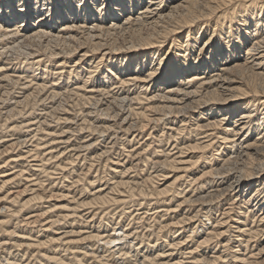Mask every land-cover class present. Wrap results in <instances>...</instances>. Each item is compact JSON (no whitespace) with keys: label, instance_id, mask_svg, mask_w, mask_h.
<instances>
[{"label":"bare ground","instance_id":"obj_1","mask_svg":"<svg viewBox=\"0 0 264 264\" xmlns=\"http://www.w3.org/2000/svg\"><path fill=\"white\" fill-rule=\"evenodd\" d=\"M94 8H96V9H94ZM143 9H145V10H143ZM137 10H138L139 14L142 15V17L139 15V17H141L142 20L139 18L135 25H140L139 27H141V23L145 19V21L149 22V25H150L149 26L150 28L147 29V32H144L143 30H145V29H142V28L136 27L137 29H132L131 39H127L128 40L127 44L130 46V48L128 49L129 51L126 54L122 55L123 56L122 58H119L118 56H117L118 58L117 57L112 58L111 56H108L111 53H108V55H106L105 53L104 54L102 53L103 54V56H101L102 59H100V61H98V63L97 62H94V63L96 64V67L102 64L103 70H104L103 74H105L107 72V74L104 77V78H106V80L113 76V77H116L117 80L121 81V84H125L126 82H130V83L131 82H137V83L140 82V84H142V85H147V87H145V90H146V92H147V90H150L149 93H143V95L140 93L141 96L138 95L135 98L138 103L145 104L146 109L139 111L136 108H132V109L130 108L131 109L130 111L127 110L128 112L132 113V116L135 115V116H137V118H140L143 127H145L144 130L147 127H152V131H154L156 128L155 126L156 125L159 126L161 124V120H163V119H159L160 117L157 116L156 114L155 115L158 118L152 117V115L149 112L155 110L156 112L160 113V111H162V113H164L166 115L168 113L171 114L173 111L175 112V108L168 106V103H170V102H167V101H170L173 97L174 98L176 97V99H177V98H179L178 95H180L182 93H183V96L181 95V97H186L189 94H197V91L201 88H207L208 91H209V89L213 88V90H210L204 96L200 95L201 96V97H199L200 99L194 103L190 102V104H187L186 106L176 108L178 112L180 110H183L184 108L185 109L190 108L194 111L197 109L196 115L195 116L192 115V117L190 118V121H192L193 124L187 125V124H189L187 122V123H184V124L178 126L175 123L176 125L171 128V130L174 131V133L176 135H178V137L172 136V138L174 139V149L173 150H176V152H172V151L167 152L165 149H162L161 151H159L158 154L155 153L154 155H152V157L147 156L148 157L147 158L146 155H148L152 149L151 148L152 145H147L148 149H145L144 153H143V155L145 157L144 156L141 157V153H137V151L131 149L132 151H127L124 159L119 158L120 160H118V162L106 161L105 165L107 167H112L113 174L115 175V177L112 176L113 177L112 179L114 180V182H112L110 184V186L108 187L109 192H104L105 190L102 188L101 189H98V187L95 188V182H93V180L89 181V182L87 181L89 178V177H87L89 172L92 171L93 167L96 164L95 162L93 163L92 161H87V159H84V160H86L88 163H90V164H88V165H90V167L88 168V174H84V177H79V179L75 182L73 181L74 182L73 186L66 189V191H63V192L61 191L62 193L61 192L58 193V191H57L54 193L53 190H51V188H49V189H46L47 187L43 188L42 185L44 183L42 185L38 184L39 190L42 189V191H43V196H44L43 200H46V203H50L52 201L58 202V201L66 200L69 202V204L74 205L72 208V215L71 216L65 215V213H63L64 215L61 214V215L55 216V214H54L55 211L56 212L57 211L58 212L65 211L67 209L66 207L69 206V205L57 206V204H59V205L61 204V203H57V202L54 205H51V204L48 205L49 206V207H47L48 209L44 208L45 210L41 209L42 212L35 213V215L30 217V219L34 220L33 224H36V222H38L39 220L41 221V219L46 218L48 220L49 218H51L50 222H48V224L46 226V230L43 229V230H45V232L48 235L44 236V237H46L44 239L38 238L36 240H31L32 242L30 244L29 243L26 244L24 242H23V244H20L21 245L20 248H22V249H23V247L24 248L25 247L26 248H28V247L32 248L33 247V248H37L38 250L39 249L47 250L49 248H53L54 246H55L54 249H57L56 247L62 248V246H64L65 248L73 250L72 253H73L74 258H73V260H70L69 262H67L61 258H58V256L55 254H53V256H50V257L47 256L48 254L42 255L45 259L52 261V262L54 261V263L57 262L58 264H113L112 260H110L108 258L105 259L104 256H103L104 259H101L99 257L100 252H99V255L97 256L96 254H98V253H96V251L94 253H91V252H89V250H87V248L85 246L82 247V245H84L85 243H92V241L93 242L104 241L103 243H105V245L107 246V248H106L107 253L111 252L110 250L115 248L114 251L112 250L111 254H109V256L106 255V257H111L112 259L114 258V260H115V258H116L115 256L118 255L120 257V259H123L122 261H124V264H138L139 262H137V260L135 258L136 256H134V258H135L134 260H131V257L129 256L130 255L129 251L127 250L128 251L127 252L126 250H124L122 248L123 245H125L124 243H130V239L134 238L135 233L133 234V233L129 232L128 234H125L126 231H124L125 235L122 236V234L120 232L119 234H121V237H122V238H120V237H118V235H116L117 232L115 233V230H113L114 231L113 233H115V234H113V233L110 234V233H108L109 231H107L105 233L102 232V230L99 231L101 229L100 228L99 230L96 231V233L90 231V234L88 236L85 234L86 237H82L83 236L82 234H84V232H82V230L80 228H79L80 230H78V231H75L74 229L70 230V231H66L65 229L72 227L71 222L77 223L78 222L77 218H79V219L83 218L86 221L85 218L89 219V217L93 218L94 215L96 216V213H92V211H90L96 207L100 208L101 206L104 207V205H108V204L112 205V204H117V203H122V202L125 203V201H123L121 199V197H123V195H125V197H127V195H128V197H131V198L139 195L141 197H145L147 200H148V198H152V197H156V198L162 197L163 198V197H168V196H174V198H175L176 197L175 194H177V192H178L177 186L175 187V185L179 184L180 181H182L185 178L184 175H187V174L191 175V176H188L191 178L190 179L191 182H195V183H198L200 185V190L198 188V190L200 192L197 191L199 193L195 194L194 196L191 193L185 194V195L181 194L183 196V200H182L183 202L180 203L179 205H177L175 212H178V210L181 207L186 206V204L189 201H191L193 199V197H195L198 194H200V197H198L200 199L198 201H200V200L208 201L207 206L209 204H214L212 202L214 200L216 201V199H219L220 196H217L215 194V190L212 189V187H213L212 184L218 179L225 180V183H223V185H226V184L227 185L222 190L227 191L229 193L228 194L229 199H226V201H223L221 199L217 200L218 201L217 202L218 207L215 210H218V208H220L219 211L222 210V214L219 216V217H221V219L219 217L215 218V213L211 212L212 214L209 213L207 215L205 213L206 218L203 221L197 219L199 221L198 222V221H196V219L194 220L195 222H198L199 225L196 224L197 227L192 229V233L200 234V232H204L205 236L204 237L202 236L204 238L202 240L203 242L200 241V243H198V244L194 243L195 245H197L196 247H194V249L192 248V249H190V251H188V249H187L188 252L185 251L186 254H188L189 256H194L196 253H199L198 248H201L202 246L208 245V244L212 243V241H214V240L218 241L219 239H221V238L223 239L224 237H226L225 234L228 231L225 228L227 226L230 227L231 229L237 228L235 230H238L237 234H239V235L237 236V238L238 237L239 238L236 239L237 242H235V243H237V245L239 244V247L241 245L243 246V244L245 243V247L247 248L249 243L252 241V239L257 238L258 234L260 233L261 230H259L258 228H260V226H263V224H264V16L262 15L264 13V0H0V42H3V43L8 42L10 44V45L6 44L7 46L2 47V49L0 51V62H1L0 63V72H3L2 74H4V75L6 74L5 72H8L7 71L8 67L5 65L6 63L2 62V59L4 56H7V57H5V59L7 61L8 60L11 61L13 54H15V51L17 52V50H19V51L23 50L22 52H24V50H26V44H25L26 42H24L25 39L32 40V39L36 38L40 41V43H42V41H43L42 38H45L47 36V37H49L50 40L51 39L57 40L60 36H55L54 34H57V35L59 33L67 34L71 31L75 32V30L80 31L82 28L86 27L85 25H86L87 21L90 22V21H94V20H100V26H104L103 23L108 18L110 19V22L112 24H111L110 28H107V30L108 29L109 30L114 29V27H116V24L121 23V21H118L117 19L120 20V18L122 16H125V20H126V22H128V20H129L128 16L135 13V11H137ZM262 16H263V18H262ZM122 18H124V17H122ZM135 19H137V18H135ZM79 20H81V22H79ZM113 21H117L116 24ZM127 25H128V23H127ZM135 25H133V27ZM97 26H99V25H97ZM118 27H119V25H118ZM98 28L99 27H97V29ZM105 29L106 28L104 27V29H101V30L103 31ZM90 30H93V33L98 31V30H96V26L91 27ZM114 30H116V29H114ZM180 30H182V31H180ZM177 31H180L181 33L177 32ZM55 32H57V33H55ZM175 32H177V35H176V39L175 38L174 39L177 42V48H179L180 50H179V52H177L173 55V57L170 61H168V60H166L165 56L163 54H161L162 52L159 50L160 47H158L159 45H157V44ZM87 33H90V32L88 31ZM207 34H209V37H208L207 41L205 42L206 39L202 38V36L203 35L207 36ZM70 35H73V34H70ZM17 36L18 37L20 36L19 40L13 41ZM92 38L98 39L99 36H91V38L88 37V38H86V41L84 39L82 46L85 45V47H87L86 44L89 42L90 46H91L90 49L89 48L86 49V48H83L82 46H80L79 48L82 49V51L80 52V55L78 58L79 60L76 58L77 59L76 61L70 63L72 65L68 64V62H66V64L70 65V67H73L75 69H77L79 66H82V68L83 67L89 68V63L91 64V62H92L91 58L94 57L93 55L90 54V52H91L90 50H92V53L95 52L98 54L100 51L105 50L104 47H106V46H104V44L102 42H100L101 40L93 41ZM126 38H128V36ZM29 40H27V41H29ZM127 40H126V42H127ZM67 43H69V42H67ZM124 44H126V43H124ZM56 45H58V44H56ZM19 48H21V49H19ZM79 48H77V49H79ZM108 48L109 49L110 48L115 49L112 46H109ZM197 48H198V50H200L199 51L200 54H196L195 51ZM121 49H123V48L118 49V51L119 50L121 51ZM28 52L27 53L24 52V54H25L23 56V58H25L24 61L25 60L28 61L29 58L31 59L33 57L32 56L33 53H30V52L28 53ZM63 52H65V51H63ZM17 54L19 55V53H16L15 55H17ZM89 54L91 55V57ZM51 55H50L51 57H59L60 56V54L54 55L53 53ZM18 57H20V56H18ZM13 60H15V59H13ZM57 60H58V58H57ZM73 60H74V58H73ZM17 62H18V60H17ZM29 62H30V60H29ZM33 62H35V61H33ZM32 64L33 63L26 64V68H31ZM64 64L65 63L62 62L59 64V66H63ZM45 65L47 66L46 63H45ZM90 67H93V66L90 65ZM67 68H68V66H67ZM19 69H20V67H19ZM15 70H16V68H15ZM23 70H21V72ZM93 70H95V69H93ZM25 71H26V69H25ZM78 71H79V69H78ZM12 72H13V70H12ZM38 72H36V73H38ZM69 72H71V71H69ZM83 73H85V72H83ZM91 73H94V72L92 71ZM101 73H102V71H101ZM157 73H160L159 79H155L157 77ZM53 74H54V72H53ZM122 74L123 75L126 74L128 76V78H123V77L121 78L120 76ZM11 75H13V74H11ZM17 75H19V74H17ZM20 75H21V73H20ZM29 75H31V73ZM9 77H11V76L5 75L3 77V79L0 80V82H5V81L10 80ZM23 77H24V75H23ZM72 77H74V76H72ZM46 79L49 81L48 76ZM147 79H150L149 83L152 84V88H149V86L147 84L148 83ZM21 80H22V78H21ZM30 80H31V78H30ZM39 80H41V79H39ZM17 81H15V83H18ZM50 81H51V79H50ZM72 81L73 80H71V82ZM88 81H91V79L90 80L88 79ZM92 81H93V79H92ZM64 82H65V80H64ZM94 82H92V83H94ZM86 83H88V82H86ZM90 83H88V84H90ZM26 84L28 85V83H26ZM32 84H33V81H32ZM40 84H42V83H40ZM104 84H105V82H104ZM104 84H103V87H104ZM180 84L185 86L186 88L185 87L179 88L178 85H180ZM82 85H83V82H82ZM82 85H80V86H82ZM99 85H100V83H99ZM38 86L41 88L42 91L39 89L41 92L40 91L32 92V93L30 92V94H28L25 97V101L27 102V104L30 102L29 101L30 99H32L34 101H36V99L38 97L40 99L41 98L40 96L42 95L41 93L44 90H46L44 85L43 86L38 85ZM46 86H48V85H46ZM126 86H127V84H126ZM131 86H133V85H131ZM16 87H18V86H16ZM39 87H37V88H39ZM59 87H61V85H59L58 88ZM63 87H65V85H63ZM84 88H86V85L81 87L80 92H78V93H81V91H83V94L81 93L78 95V97H79L78 101L80 104L81 103L83 104L86 102L88 103L91 100V97H88V95H86L87 90L86 91L82 90ZM94 89H95V87H94ZM98 89H99V86H98ZM35 90H36V88H35ZM90 90L92 91V89H90ZM145 90H144V92H145ZM177 90L179 93L177 92ZM72 91H73V89H72ZM36 93L39 96L36 95ZM53 93H54L53 94L54 97L58 96V93H55V92H53ZM74 93H77V92H74ZM70 94H72V93H70ZM89 94H91V93L89 92ZM94 95H95V92H94ZM181 97L179 99H181ZM196 97H197V95H196ZM12 98H13V96H12ZM159 98H162L163 99L162 101L165 102V104L163 102H160ZM181 100H184V99L182 98ZM181 100H179V101H181ZM125 101H123V102H125ZM119 107H120V105H119ZM121 109H123V107ZM123 110H125V109H123ZM123 110H122V112H124ZM194 111H191V112H194ZM127 116H126V118H127ZM168 116H170V115H168ZM131 118H133V117H131ZM199 118H201V119L199 120ZM138 121H139V119H138ZM64 123L67 124V122H64ZM163 123H164V120H163ZM5 126H7V124H5ZM26 127H29V125H26ZM100 128H101V126H100ZM2 129H4V126ZM11 129L16 130L19 128L18 127H16V128L11 127ZM107 129H109V128H106V130ZM155 131H157V130H155ZM155 131L152 132L153 133L152 135H154ZM160 131H163V129H160ZM202 132H204V133H202ZM209 132H214L212 134H214V135L216 134V137H220V140L222 141V142H219V144H221V145L220 146L218 145L219 147L216 149L213 148L214 142L209 143L210 140L203 141V139L207 138V136L201 137L199 139H198L199 136L196 137L198 134L202 135V134L209 133ZM98 133H100V132L98 131ZM49 134H48V137L50 136ZM192 134L193 135L195 134V136H190ZM51 135H52V133H51ZM182 135H185L184 136L185 138L184 139L182 138L180 140V138H181L180 136H182ZM104 136H106V135H103V137ZM190 139H192V140H190ZM101 141H103V140H101ZM15 144H10L9 146H14ZM63 144H64V142H63ZM147 144H148V142H147ZM93 145H94V142H93V144L89 142V144L84 143L82 146L84 148L86 147V149H88V148L93 147ZM222 145H224L225 147L222 148ZM161 147H162V145H161ZM221 148H222V150H221ZM39 149H41V148H40V144L38 143V145L36 144V147H34V149L31 150L32 152L30 150H28L27 152H23V153L29 154V151H30L31 153L34 154V153H37L39 151ZM124 149H125V147H124ZM5 152H7V151H5ZM5 152H3V154H5ZM215 152H217V153H215ZM3 154H1L2 156L0 155L1 156L0 163L3 162V164L0 165V211L1 210L3 211V209L6 208L5 207L6 205H9L8 209H10V211L13 214H15V215L21 214L23 211L28 209L29 205L32 202H36V201H37V203H38V201L41 202L43 196L40 197L42 194L40 196L35 195V196L31 197L30 199H27L26 201H24V198H22V196L28 192V186L24 187L22 190H20V188L17 191L13 190L14 191L13 192V191H11V189H8V185H10V183L13 181V179L22 178L24 175H26L25 172L21 171V172H19V174H16L15 177L13 176L14 178H11V176L14 174H12V175H10L9 173L7 174L8 169L7 170H5V169L8 168L9 165H11L15 162H17V163L19 161L22 162L24 160H27L28 158H32L33 156H27V154L26 155L25 154H23V155L19 154L20 155L19 156L20 158L18 157L19 159L17 157H15V159H9L11 157H9L7 159V158H3ZM21 154H22V152H21ZM150 154H152V153H150ZM47 155L51 156L50 159L48 158L49 156H45L46 159L48 158L47 161L49 162L54 154H52V152H51V153H48ZM38 158H39L38 156H35L31 160L38 161ZM110 158H112V157H110ZM143 158H146L145 161H143L146 163H145L144 167L141 165L142 164L141 162H140L141 163L140 165L143 168H145V167L147 168L148 165L151 163L154 166V168L157 169V171H156L153 168L155 170V172H158V173H156L157 175L156 174L153 175V172L150 169L149 170L151 171V173L146 174V175L143 174V170L142 171H139L140 169L138 170V168L141 166L137 163V161H140V160L142 161V160H144ZM185 158H188V160H184ZM56 159H59V157ZM56 159L54 161H56ZM75 159L79 160L80 158L76 157ZM39 160L41 162L42 161L44 162L43 158L42 159L39 158ZM76 160L73 159L71 162L68 161V164H66V165L74 166L75 163L77 162ZM73 162H75V163H73ZM134 163L136 165H134ZM214 163H216V164H214ZM203 164L205 165V168L203 170L200 169L201 171L198 174L197 173L198 168L202 167L200 165H203ZM220 164H221V166L218 168V166ZM76 165H78V163ZM230 165H231V167L233 166L232 168L229 167L230 170H228L229 168L228 169L225 168L226 166H230ZM58 166H62V165H58ZM48 168H50V167H48ZM39 170H40V168H39ZM77 170H79V169H77ZM225 170L228 171L226 173L227 175L229 174L228 176L222 175V173L226 172ZM169 171H173L174 173L176 172V174L178 173V175H180L179 173H180V171H182L181 173H183V175L176 177L175 179L172 180V182H170L171 181L170 179L173 178V176L171 177L168 175L170 173ZM80 172H79V174H80ZM106 172H109V171H106ZM145 173H147V172H145ZM49 174L50 173H48V175ZM79 174H78V176H79ZM131 174L133 176H130ZM51 176H53V175L51 174ZM80 176H81V174H80ZM107 177H108V175H107ZM29 178H31V177H29ZM27 181H28V178H27ZM158 181L164 182L162 185H165V187L160 188V187H162V185L160 186V184H159L160 182H158ZM190 181H188V182L191 183ZM69 182L71 183V181H69ZM219 183H217V184H219ZM86 185H87L88 189L86 188ZM108 185H109V183H108ZM208 185L210 186L209 188H207ZM80 186L82 187L81 190L79 189ZM10 187H11V185H10ZM15 187H16V185H15ZM90 189H91V191L96 189V191H94V193H92V192L89 193V194H91V199L88 198L89 200L86 201V199H82V198L79 199L78 198L79 196L81 197L82 194H85V192L88 193ZM191 190H192V188H191ZM222 190H220L221 193L223 192ZM36 191L37 190H35L34 192H36ZM191 192H193V191H191ZM187 196H190V197L188 198ZM186 197H187V199H186ZM195 199H197V198H195ZM210 200H211V202H210ZM151 201H153V200H151ZM156 202H154V203H156ZM200 203H201V201H200ZM202 204L206 205L205 202H203ZM150 205H151V203H150ZM169 205H170V203H169ZM3 207H5V208H3ZM68 209L71 210V208H68ZM83 209L88 210V211H86V213H84L85 211ZM159 209H161V207ZM203 209L201 208V210H203ZM161 210H160V212H161ZM169 210H171V209H169ZM169 210H167V211H169ZM174 210H175V208H174ZM205 210H207V209H205ZM7 211H9V210H7ZM145 211H146V209H145ZM147 212H144L143 217H141L142 221L147 220L146 218H147L148 213H149V212L148 213ZM196 212H197V210H196ZM208 212L209 211H207V213ZM79 213L81 214V216ZM13 214L11 216H13ZM155 214H156V212H155ZM162 214H163V212H162ZM175 214H177V213H175ZM178 214H179V212H178ZM258 214H259L258 217L259 218L261 217L259 219V221H257L258 223L255 225V227L250 226L249 222H251L250 221L251 217H253L255 220L256 219L255 217ZM75 215L77 217H75ZM198 216H197V214H196V216H193V215L188 216V214H187L186 217L178 220L177 222H174V223L171 222V224L170 223L164 224L163 222H160V224L158 225L159 227L156 226L158 229L157 236L159 237V236H161L160 233L167 232L169 230H173L174 228H178V229L183 230L180 232L178 231L179 232L178 234H176V232H175V234L173 233L172 237L171 236L167 237L166 241H164V239H163V241L165 242V246L167 248L169 246V248H170L169 250H171V251L174 250V252H175V249H177V247H180V245L182 243H185V241H187L189 238L192 237L191 236L192 234L191 235L187 234L186 226L189 225V222H191L192 219H194V217L197 218ZM150 217H152V216H150ZM232 217H233V219H232ZM156 219H158V221L160 220L159 218H156ZM23 220H25V219H23ZM69 220H71V221L69 222ZM166 220H167V218H166ZM166 220H165V223H166ZM27 222H29V221H27ZM62 222H64V223H62ZM66 222L67 223L69 222V224L71 226L70 227L67 226ZM80 223H81V221H80ZM88 223H91V222H88ZM252 223L255 224V221H253ZM4 224H5V221H0V226H3ZM8 224H9V222H8ZM28 224H30V222ZM182 224L184 226H182ZM229 224H231V225H229ZM64 225H66L67 227L65 226V228H64ZM171 225L173 228H171ZM23 226H25V225H23ZM32 226H34V225H32ZM60 226H62L63 228H59ZM190 227H191V225H190ZM34 228H35V226H34ZM81 228H83V227H81ZM60 229L61 230L64 229L65 231L58 233V231ZM105 229H106V227H105ZM111 229H109V230H111ZM224 229H225V231H224ZM260 229H262V228H260ZM26 230H28V229H26ZM93 230H95V229H93ZM147 231H148V229H147ZM190 231H188V233H191ZM4 232H5V230H4ZM5 233L7 234V232H5ZM229 233H231V232H229ZM31 234H33V233H31ZM114 235H116L117 237ZM243 236L246 237V240L242 239ZM200 237H201V235H200ZM5 238H6V236H5ZM24 238H23V241H24ZM155 239H157V238L155 237ZM7 240H8V238H7ZM134 240L136 243V240H139V236L136 235V238ZM192 240H193V238H192ZM20 241H21V239H20ZM139 241L143 242V240H139ZM7 242L9 243V241H7ZM7 242H6V245H7ZM16 242H17V239H16ZM220 242H222V240ZM145 243H146V241H145ZM145 243H143V244H145ZM138 244H139V242H138ZM97 245H98V243H97ZM132 245H134V242ZM137 245H136V247H137ZM182 245H184V244H182ZM13 246L15 247V245H13ZM150 246H151V244H150ZM165 246L163 245V247H165ZM131 249H130V251H131ZM158 249H160V248H158ZM138 250H137V254L142 253L141 252L142 250L141 251H138ZM163 250H162V252H163ZM18 251H20V249ZM58 251H60V250H58ZM15 252H17V251H15ZM28 252H29V250H28ZM151 252H152V250H151ZM250 252L252 253V251H250ZM181 253H182V251H181ZM228 253L230 255V251ZM231 253L233 254V258L230 257L233 260V262L231 260V262H232L231 264H264V255H263L264 254V247L261 250H259V252L257 254H255V257H251V256L248 257L243 252V250H239V249L233 250V248H232ZM24 254H23V256H24ZM64 254H66V253H64ZM168 254H166V255H168ZM170 254H172V253H170ZM153 255L154 254H152V257L151 256L148 257L149 255H147V254L144 255L145 258L143 257V264H171L170 259L167 260L166 262L163 261V259L166 257L165 253L157 254L155 256H153ZM169 256H172V255H169ZM169 256H167V257H169ZM222 256L223 255L217 256V257L214 256L215 258L213 260H211V262L209 261L210 262L209 264H215V263H218V261H223L224 263L226 262V264H227V260H224ZM186 257H188V256H186ZM13 259H15V258H13ZM206 260L204 258L195 259L194 261H192L193 263H191V264H201L204 261L206 262ZM7 261H9V260H7ZM40 262H42V261H40ZM43 263H44V261H43ZM172 263L173 264H180V262H178V260L176 263H174V262H172ZM228 263H230V261H228ZM17 264H18V262H17ZM20 264H22V263H20Z\"/></svg>","mask_w":264,"mask_h":264},{"label":"rangeland","instance_id":"obj_2","mask_svg":"<svg viewBox=\"0 0 264 264\" xmlns=\"http://www.w3.org/2000/svg\"><path fill=\"white\" fill-rule=\"evenodd\" d=\"M50 4V3H49ZM96 9V8H94ZM145 10V9H143ZM139 15L142 17L141 14H139L138 10L135 11V13L131 14L130 16H128V22H126L125 20V16H122L124 18H120L117 19L118 21H121V23L116 24L117 21H113L116 24V27H114V29H108L111 26V22L110 19L108 18L107 20L104 21L103 25L104 26H100V20H94V21H87L86 22V27L82 28L80 31L79 30H75L71 31L67 34L64 33H59L54 34L55 36H60L57 40L56 39H49V37H45L42 38L43 41L42 43H40V41L38 39H25L24 42H26V50H24V52H30L33 53V57L27 61L23 58V56L25 55L24 52H22L23 50H17L16 53H19V55H15L13 54L12 56V60H6L4 56L2 59V62H5L6 66L8 67V72H5V75H10L11 77L10 80L5 81V82H0V155L3 154V152H5V154H3V158H9V159H15V157H19L20 155L23 154H27V153H23V152H27L28 150H33L34 147H36V144L38 145V143L40 144V148L39 151L37 153H31L29 151V154H27V156H33L32 158H28L27 160L24 161H19L18 163L15 162L11 165H9L8 168H6L5 170H7V174L9 173L10 175L14 174L11 176V178H14L16 174H19V172L24 171L26 175H24L22 178H16L13 179V181L10 183V185H8V189H11V191H17L22 190L24 187L28 186V192L22 196V198H24V201H26L27 199H30L31 197L35 196V195H41L40 197L43 196V191L42 189L39 190V185H42L43 183V188L47 187L46 189L51 188V190H53V192H63L66 191V189L70 188L73 186V183L75 181H77L79 179V177H84V174H88V168L90 167V163H88L87 161H92L93 163L95 162V166L93 167L92 171L89 172L88 176V182L92 181L95 182V188L98 187V189H104V192H109V186L112 182H114V180L112 179L113 177H115V175L113 174V169L112 167H107L105 165L106 161L108 162H118V160L120 159H124L127 151H132L135 150L137 151V153H141V157L144 156V150L148 149L147 145H152L151 146V152H149L148 155H146V157H152V155H154L155 153H159V151H161L162 149H165L167 152H176V150L174 149V139L172 138V136H176L178 137V135H176L174 133V131L171 130V128L173 126H175L176 124L178 126L184 124V123H189L187 125H191L193 124L192 121H190V118L192 117V115H196V111L197 109L194 111L190 108L187 109H183L180 110L179 112L177 111V107H182V106H186L187 104L194 103L197 100H199L201 96H204L207 92H209L212 89H208L207 88H201L197 91V94H189L186 97H181V95L183 96V93L178 95L179 98L181 97V99L183 98L184 100H181L179 98L176 99V97L172 98L170 102L168 103V106L170 107H174L175 108V112L171 111L172 113H168L167 115L162 113V111H160V113L156 112L155 110L149 112L152 117H157L159 116V119H163L161 120V124L158 126L156 125L155 127V133L154 135H152L154 131H152V127H147L145 130L141 123L140 118H137V116L133 115L132 113L128 112L130 111L132 108H136L139 111H142L144 109H146V105L145 104H140L136 101V96L140 95V93L143 95V93H149L150 90H145V87H147V85H142L140 84V82H126L125 84H121V81L117 80L116 77H111L108 78L106 80L105 75L107 74V72L105 74H103L104 70H103V66L102 64L96 67V64L94 62L100 61L101 56H103V54L105 53L106 55H108V53H111L108 56L113 57H119L122 58L124 54H126L130 48V46L127 44L128 40L127 39H131V34H132V29H137V28H142L145 29L143 30L144 32H147V29L150 28L149 26V22H146L145 19L144 21H142L141 23V27H139L140 25H135L137 23V20L140 18L142 20L141 17H139ZM264 16V13L262 14ZM138 16V17H137ZM262 16V18H263ZM131 17V18H130ZM133 18V19H132ZM137 18V19H135ZM127 19V18H126ZM134 20V21H133ZM131 21V22H130ZM136 21V22H135ZM79 22H81V20H79ZM125 22V23H124ZM133 22V23H132ZM145 22V23H144ZM93 23V24H92ZM125 25H124V24ZM128 23V25H127ZM132 25H131V24ZM123 24V25H122ZM99 25V26H97ZM119 25V27H118ZM122 25V26H121ZM133 25H135L133 27ZM96 26V31L95 33H93V30H90L91 27ZM143 26V27H142ZM97 27H99L97 29ZM104 27L106 28L105 30H101L104 29ZM118 27V28H117ZM123 27V28H122ZM137 27V28H136ZM85 29V30H84ZM100 29V30H99ZM90 33H87V32ZM114 31V32H113ZM126 31V32H125ZM182 31V30H180ZM177 31V32H180ZM149 32V31H148ZM177 32L173 33L172 35H170L169 37H167L164 40H160L161 42L158 43L157 45H159L158 47L159 50L162 52L161 54H163L166 58V60L170 61L173 57V55L177 52H179V48H177V42H176V35ZM57 33V32H55ZM111 35H110V34ZM181 33V32H180ZM61 34V35H60ZM73 34V35H70ZM77 34V35H76ZM89 34V35H88ZM95 34V35H94ZM117 35V36H116ZM174 35V36H173ZM77 36V37H76ZM91 36H99L98 39L92 38L93 41H99L102 42L104 44V49L103 51H100L98 54L93 52L92 50H90V54L93 55L94 57L91 58V64L89 63V68H82V66H79L77 69L70 67L71 62L76 61L79 58L80 52L82 51V49H80L79 47L83 45L84 39L86 41V38ZM128 36V38H126ZM20 37V36H19ZM19 37L17 36L13 41H18ZM209 37V34H207V36L203 35L202 38L206 39L205 42L207 41ZM38 38V37H37ZM63 38V39H62ZM77 38V39H76ZM122 38V39H121ZM175 38V39H174ZM62 39V40H61ZM75 39V40H74ZM79 39V40H78ZM203 39V40H204ZM29 40V41H27ZM36 42H35V41ZM127 40V42H126ZM76 41V42H75ZM92 41V42H93ZM164 41V42H163ZM181 41V40H180ZM28 42V43H27ZM69 42V43H67ZM80 42V43H79ZM2 43V44H1ZM38 43V44H37ZM71 43V44H70ZM126 43V44H124ZM174 43V44H173ZM10 45L8 42L3 43L0 42V51L2 49V47H6L7 45ZM23 44V43H22ZM28 44V45H27ZM47 44V45H46ZM58 44V45H56ZM119 44V45H118ZM163 44V45H162ZM203 44V43H202ZM3 45V46H2ZM45 45V46H44ZM54 45V46H53ZM114 47L115 49L112 48H108L109 46ZM114 45V46H113ZM32 46V47H31ZM87 47L82 46L83 48H89L90 49V43L88 42L86 44ZM164 46V47H163ZM28 47V48H27ZM57 47V48H56ZM33 48V49H32ZM37 48V49H36ZM43 48V49H42ZM71 48V49H70ZM74 48V49H73ZM79 48V49H77ZM121 49V51L118 49ZM21 49V48H19ZM42 49V50H41ZM52 49V50H51ZM65 49V50H64ZM164 51H163V50ZM39 50V51H38ZM50 50V51H49ZM76 50V51H75ZM80 50V51H79ZM169 50V51H168ZM33 51V52H32ZM65 51V52H63ZM200 50H198V48L196 49V54H200L199 52ZM28 52V53H29ZM37 52V53H36ZM47 52V53H46ZM67 52V53H66ZM78 52V53H77ZM49 53V54H48ZM60 54L59 57H51V54ZM103 53V54H102ZM21 54V55H20ZM89 54V55H90ZM167 54V55H166ZM50 57H49V56ZM76 55V56H75ZM90 55V57H91ZM172 55V56H171ZM20 56V57H18ZM22 56V57H21ZM48 56V57H47ZM73 56V57H72ZM171 56V57H170ZM14 57V58H13ZM117 57V58H118ZM23 58V59H22ZM55 58V59H54ZM58 58V60H57ZM74 58V60H73ZM77 58V59H76ZM109 58V57H108ZM15 59V60H13ZM20 59V60H19ZM47 59V60H46ZM95 59V60H94ZM97 59V60H96ZM18 60V62H17ZM44 60V61H43ZM60 60V61H59ZM69 60V61H68ZM71 60V61H70ZM79 60V59H78ZM32 61V62H31ZM35 61V62H33ZM65 61V62H64ZM53 62V63H52ZM60 63H65L63 66H59ZM66 62H68V64H66ZM1 63V62H0ZM28 63H33L31 68H26V64ZM45 63L47 64V66L45 65ZM51 63V64H50ZM58 65H57V64ZM18 64V65H17ZM25 66H24V65ZM54 64V65H53ZM56 64V65H55ZM93 66V67H90ZM12 66V67H11ZM53 66V67H52ZM68 66V68H67ZM20 67V69H19ZM33 67V68H32ZM12 68V69H11ZM16 68V70H15ZM41 70H40V69ZM73 68V69H72ZM98 68V69H97ZM24 69V70H23ZM26 69V71H25ZM65 69V70H64ZM79 69V71H78ZM84 69V70H83ZM91 69V70H90ZM95 69V70H93ZM102 69V70H101ZM13 70V72H12ZM21 70H23L21 72ZM55 70V71H54ZM60 72H59V71ZM71 72H69V71ZM86 70V71H85ZM100 70V71H99ZM17 71V72H16ZM39 71V72H38ZM65 71V72H64ZM94 73H91V72ZM102 71V73H101ZM24 72V73H23ZM38 72V73H36ZM54 72V74H53ZM78 72V73H77ZM85 72V73H83ZM3 72H0V80L3 79V77L5 76L4 74H2ZM21 73V75H20ZM31 73V75H29ZM42 73V74H41ZM66 73V74H65ZM88 75H87V74ZM13 74V75H11ZM19 74V75H17ZM46 74V75H45ZM59 74V75H58ZM24 75V77H23ZM36 75V76H35ZM44 75V76H43ZM77 75V76H76ZM82 75V76H81ZM84 75V76H83ZM93 75V76H92ZM95 75V76H94ZM159 75L160 73H157V77L155 79H159ZM26 76V77H25ZM48 76L49 81L46 79ZM61 76V77H60ZM74 76V77H72ZM76 76V77H75ZM82 78H81V77ZM103 78H102V77ZM22 80H21V78ZM93 77V78H92ZM96 77V78H95ZM121 78H128V76L126 74H122L120 76ZM17 78V79H16ZM31 78V80H30ZM57 80H56V79ZM98 78V79H97ZM28 79V80H27ZM36 79V80H35ZM41 79V80H39ZM51 79V81H50ZM80 79V80H79ZM88 79L91 81H88ZM93 79V81H92ZM103 79V80H102ZM110 79V80H109ZM154 79V80H155ZM12 80V81H11ZM18 80V81H17ZM37 82H35V81ZM39 80V81H38ZM65 80V82H64ZM67 80V81H66ZM71 80H73L71 82ZM76 80V81H75ZM100 80V81H99ZM116 80V81H115ZM15 81H17L18 83H15ZM26 81V82H25ZM33 81V84H32ZM44 83H43V82ZM95 81V82H94ZM111 81V82H110ZM150 79H147V84L149 86V88H152V84L149 83ZM35 82V83H34ZM42 84H40V83ZM62 82V83H61ZM83 82V85H82ZM90 84H88V83ZM105 82V84H104ZM9 83V84H8ZM28 83V85L26 84ZM53 83V84H52ZM71 83V84H70ZM77 83V84H76ZM86 83V84H85ZM100 83V85H99ZM109 83V84H108ZM116 83V84H115ZM48 86H46V85ZM50 84V85H49ZM102 84V85H101ZM104 84V87H103ZM114 84V85H113ZM120 84V85H119ZM127 84V86H126ZM136 84V85H135ZM10 85V86H9ZM31 85V86H30ZM35 85V86H34ZM37 85V86H36ZM43 86L45 87L46 90H44L41 94V98L39 99V97L36 99V101L30 99L29 103L27 104V102L25 101V97L30 94V92H37L40 91L41 88L38 86ZM56 85V86H55ZM61 85V87L58 88V86ZM63 85H65V87H63ZM75 85V86H74ZM82 85V86H80ZM84 85H86V88L82 89V90H87L86 91V95H88V97H91V100L87 103H79L78 99V95L79 94H83V91H81V87H83ZM89 85V86H88ZM95 85V86H94ZM97 85V86H96ZM113 85V86H112ZM129 85V86H128ZM133 85V86H131ZM135 85V86H134ZM143 87H142V86ZM18 86V87H16ZM28 86V87H27ZM36 90H35V88ZM70 88H69V87ZM99 86V89H98ZM181 86V87H180ZM39 87V88H37ZM55 87V88H54ZM95 87V89H94ZM109 87V88H108ZM112 87V88H111ZM121 87V88H120ZM179 88H183L185 86L183 85H178ZM49 88V89H48ZM64 88V89H63ZM69 88V89H68ZM101 88V89H100ZM106 88V89H105ZM108 88V89H107ZM125 88V89H124ZM148 88V89H149ZM186 88V87H185ZM40 89V90H39ZM73 89V91H72ZM92 89V91L90 90ZM115 89V90H114ZM122 91H121V90ZM138 89V90H137ZM145 92H144V90ZM55 90V91H54ZM67 90V91H66ZM72 92H71V91ZM95 90V91H94ZM114 90V91H113ZM137 90V91H136ZM42 91V90H41ZM40 91V92H41ZM52 91V92H51ZM57 91V92H56ZM65 91V92H64ZM112 91V92H111ZM117 91V92H116ZM53 92L58 93L57 97L53 96ZM77 92V93H74ZM89 92L91 94H89ZM95 92V95H94ZM178 92V90H177ZM64 93V94H63ZM72 93V94H70ZM74 93V94H73ZM99 93V94H98ZM126 93V94H125ZM179 93V92H178ZM23 96H22V95ZM126 96H125V95ZM135 96H134V95ZM36 95H38L36 93ZM76 95V96H75ZM92 95V96H91ZM197 95V97H196ZM201 95V96H200ZM13 96V98H12ZM39 96V95H38ZM51 96V97H50ZM130 96V97H129ZM132 96V97H131ZM141 96V95H140ZM95 99H94V98ZM196 97V98H195ZM5 98V99H4ZM18 98V99H17ZM57 98V99H56ZM187 98V99H186ZM47 99V100H46ZM77 99V100H76ZM176 99V100H175ZM7 100V101H6ZM119 100V101H118ZM126 100V101H125ZM162 98H159L160 102L162 101ZM174 100V101H173ZM181 100V101H179ZM56 101V102H55ZM77 101V102H76ZM118 101V102H117ZM125 101V102H123ZM183 101V102H182ZM40 102V103H39ZM181 102V103H180ZM76 103V104H75ZM102 103V104H101ZM165 104V102H163ZM162 103V104H163ZM183 103V104H182ZM32 104V105H31ZM66 104V105H65ZM75 104V105H74ZM123 104V105H122ZM161 104V105H162ZM173 104V105H172ZM176 104V105H175ZM185 104V105H184ZM120 105V107H119ZM128 105V106H127ZM178 105V106H177ZM180 105V106H179ZM75 106V107H74ZM92 106V107H91ZM105 106V107H104ZM130 106V107H129ZM95 107V108H94ZM123 107V109H121ZM128 107V108H127ZM75 108V109H74ZM131 108V109H130ZM104 109V110H103ZM122 110L124 112H122ZM128 110V111H127ZM95 111V112H94ZM120 111V112H119ZM155 111V112H154ZM194 111V112H191ZM12 112V113H11ZM128 112V113H127ZM112 113V114H111ZM124 113V114H123ZM158 113V114H157ZM163 115H162V114ZM177 113V114H176ZM179 113V114H178ZM188 113V114H187ZM192 113V114H191ZM194 113V114H193ZM3 114V115H2ZM6 114V115H5ZM11 114V115H10ZM31 114V115H30ZM120 114V115H119ZM157 116H156V115ZM102 115V116H101ZM128 115V116H127ZM162 115V116H161ZM170 115V116H168ZM177 115V116H176ZM112 116V117H111ZM127 116V118H126ZM5 117V118H4ZM133 117V118H131ZM166 119H165V118ZM71 118V119H70ZM87 118V119H86ZM130 118V119H129ZM158 118V117H157ZM16 119V120H15ZM126 119V120H125ZM139 119V121H138ZM169 119V120H168ZM201 118H199L200 120ZM83 120V121H82ZM192 120V119H191ZM73 121V122H72ZM137 121V122H136ZM184 121V122H183ZM190 121V122H189ZM63 122V123H62ZM64 122H67L64 123ZM97 122V123H96ZM178 122V123H177ZM95 123V124H94ZM99 123V124H98ZM107 123V124H106ZM141 123V124H140ZM166 123V124H165ZM176 123V124H175ZM4 124V125H3ZM5 124H7V126H5ZM75 124V125H74ZM89 124V125H88ZM93 124V125H92ZM15 127H14V126ZM26 125H29V127H26ZM4 126V129H2ZM101 126V128H100ZM105 126V127H104ZM11 127L16 128L18 127L19 129H11ZM24 127V128H23ZM47 127V128H46ZM76 127V128H75ZM80 127V128H79ZM94 127V128H93ZM142 127V128H141ZM65 128V129H64ZM69 128V129H68ZM87 128V129H86ZM98 128V129H97ZM103 128V129H102ZM106 128H109L106 130ZM149 128V129H148ZM39 129V130H38ZM160 129H163V131H160ZM169 129V130H168ZM78 130V131H77ZM106 130V131H105ZM119 130V131H118ZM148 130V131H147ZM4 131V132H3ZM30 131V132H29ZM98 131L100 133H98ZM144 131V132H143ZM165 131V132H164ZM169 131V132H168ZM32 132V133H31ZM45 132V133H44ZM52 135H51V133ZM56 132V133H55ZM94 132V133H93ZM108 134H107V133ZM35 133V134H34ZM50 135L48 137V134ZM103 133V134H102ZM136 133V134H135ZM204 133V132H202ZM214 132H209V133H205V134H198L196 137L201 138V137H206L204 138L203 141H207L210 140L209 143L214 142V149L218 148L221 144H219V142H222L220 140V137H216V134H212ZM47 134V135H46ZM99 134V135H98ZM211 134V135H210ZM7 135V136H6ZM46 135V136H45ZM103 135H106L103 137ZM100 136V137H99ZM153 136V137H152ZM185 135L180 136V140L184 137ZM190 136H195V134L190 135ZM219 136V135H218ZM13 137V138H12ZM59 137V138H58ZM91 137V138H90ZM156 137V138H155ZM169 137V138H168ZM213 137V138H212ZM10 138V139H9ZM40 138V139H39ZM62 138V139H61ZM103 138V139H102ZM162 138V139H161ZM172 138V139H171ZM27 139V140H26ZM103 141H101V140ZM206 139V140H205ZM220 141H219V140ZM106 140V141H105ZM192 140V139H190ZM105 141V142H104ZM161 141V142H160ZM59 142V143H58ZM64 142V144H63ZM94 142L93 147L86 149V147L84 148L82 145L84 143L89 144ZM104 142V143H103ZM148 142V144H147ZM173 142V143H172ZM16 143V144H15ZM34 143V144H33ZM43 143V144H42ZM69 143V144H68ZM103 143V144H102ZM138 143V144H137ZM153 143V144H152ZM218 143V144H217ZM10 144H15L14 146H9ZM97 144V145H96ZM121 144V145H120ZM135 144V145H134ZM43 145V146H42ZM162 145V147H161ZM219 145V146H218ZM72 146V147H71ZM85 146V145H84ZM130 148H129V147ZM135 146V147H134ZM50 147V148H49ZM55 147V148H54ZM65 147V148H64ZM70 147V148H69ZM81 147V148H80ZM100 147V148H99ZM125 147V149H124ZM155 147V148H154ZM165 147V148H164ZM225 146L222 145V148H224ZM22 148V149H21ZM33 148V149H32ZM158 148V149H157ZM221 148V150H222ZM48 149V150H47ZM63 149V150H62ZM94 149V150H93ZM128 149V150H127ZM132 149V150H131ZM213 149V150H214ZM5 150V151H4ZM86 150V151H85ZM85 151V152H84ZM122 151V152H121ZM22 152V154H21ZM43 152V153H42ZM54 154L53 157L51 158V160L48 162V158L50 159V155H47L48 153ZM81 152V153H80ZM148 152V151H147ZM220 152V151H219ZM57 153V154H56ZM152 153V154H150ZM217 153V152H215ZM20 154V155H19ZM211 154V153H210ZM38 156L40 159H44V162L40 161L38 158V161H33L31 159H33L35 156ZM90 155V156H89ZM124 155V156H123ZM193 155V154H192ZM2 156V155H1ZM0 156V158H1ZM45 156H49L47 159L45 158ZM82 156V157H81ZM86 158H85V157ZM89 156V157H88ZM120 156V157H119ZM14 157V158H13ZM59 159H56L58 158ZM79 157V160H76L75 158ZM112 157V158H110ZM117 157V158H116ZM145 157V156H144ZM147 157V158H148ZM20 158V157H19ZM18 158V159H19ZM91 158V159H90ZM120 158V159H119ZM6 159V160H7ZM56 159V161H54ZM76 160L77 162H73L75 163L74 166L72 165H66L68 164V161L71 162L72 160ZM82 159V160H81ZM84 159H87L84 160ZM116 159V160H115ZM144 160H140L137 161V163L144 167L146 162L145 161L146 158H143ZM195 159V158H194ZM46 160V161H45ZM98 160V161H97ZM184 160H188V158H185ZM1 161V159H0ZM67 161V162H66ZM31 162V163H30ZM40 162V163H39ZM141 162V163H140ZM27 163V164H26ZM29 163V164H28ZM38 165H37V164ZM42 163V164H41ZM58 163V164H57ZM78 163V165H76ZM3 164L0 163V165ZM19 164V165H18ZM21 164V165H20ZM40 164V165H39ZM84 164V165H83ZM99 164V165H98ZM151 164V163H150ZM148 165V167L143 168L141 165V167L138 168L139 171L143 170V174H149L151 173L150 170H152L153 175H155L158 172H155V170L157 171V169L154 168V166ZM216 164V163H214ZM213 164V165H214ZM18 165V166H17ZM35 165V166H34ZM43 165V166H42ZM58 165H62V166H58ZM64 165V166H63ZM81 165V166H80ZM134 165H136L134 163ZM72 166V167H71ZM79 166V167H78ZM152 166V167H151ZM202 167L198 168V174L201 170H203L205 168V165H200ZM221 166V164L218 166V168ZM21 167V168H20ZM35 167V168H34ZM50 167V168H48ZM62 167V168H61ZM70 167V168H69ZM78 167V168H77ZM97 167V168H96ZM232 168L231 165L230 166H226L225 168ZM40 168V170H39ZM48 168V169H47ZM83 168V169H82ZM87 168V169H86ZM155 170H154V169ZM230 168L228 170H230ZM18 169V170H17ZM35 169V170H34ZM59 169V170H58ZM71 171H70V170ZM79 169V170H77ZM103 169V170H102ZM150 169V170H149ZM160 169V168H159ZM201 169V170H200ZM10 170V171H9ZM38 170V171H37ZM147 170V171H146ZM149 170V171H148ZM55 171V172H54ZM81 171V172H80ZM87 171V172H86ZM109 171V172H106ZM226 172L222 173V175H227L226 173L228 172L227 170H225ZM27 172V173H26ZM68 172V173H67ZM81 176H80V174ZM147 172V173H145ZM155 172V173H154ZM170 173L168 174L169 176H173V178H171L170 182H172L173 179H175L178 176L183 175V173H181L182 171H180V175H178V173L176 174V172L174 173L173 171H169ZM223 172V171H222ZM32 173V174H31ZM42 173V174H41ZM48 173H50L48 175ZM67 173V174H66ZM174 173V174H173ZM28 174V175H27ZM51 174L53 176H51ZM70 174V175H69ZM79 174V176H78ZM105 174V175H104ZM113 174V175H112ZM108 175V177H107ZM157 175V174H156ZM221 175V176H222ZM229 175V174H228ZM227 175V176H228ZM14 176V177H13ZM27 176V177H26ZM113 176V177H112ZM130 176H133L132 174ZM190 174L184 175V179L182 181H180L179 184L175 185V187L177 186V194L176 195V199L174 198V196H168V197H152V198H148V200L145 197H141V196H134L133 198L131 197H125V195H123V197H121V199L123 201H125V203H117V204H112V205H104L101 206L100 208L96 207L92 211V213H96V216L94 215V217H89L85 218L86 221L83 218H77L78 222L76 223H72L71 228H67L65 229L66 231H70V230H82V232H84V234H82V237H86V235L88 236L91 232H95L97 230H102V232H107L112 234L115 230V233L117 232L116 235H118V237H121L130 233H135L134 238L130 239V243H124L125 245H123V249L124 250H128L129 251V256L131 257V260H134L136 258L137 262H139L138 264H143V257L144 255H149L148 257H152V254H154L153 256L157 255V254H161V253H165V258L163 259L164 262H166L167 260L170 259V263L173 264L172 262L176 263L177 260L178 262H180V264H191L193 263L192 261H194L195 259H199V258H204L206 260V262L204 261L201 264H209L211 262V260H213L215 257L214 256H221L223 255V259L227 260V264H231L233 262V260L230 258H233V254L232 252V248L233 250L239 249V250H243V252L249 257H255V254H257L259 252V250H261L264 247V224L263 226H260V228H258L260 231V235L258 234L257 238L252 239V241L249 243L248 247H245V243L243 244V246L239 247V244L237 245V236L239 234L238 230L235 229H231L230 227H226L225 229H227L228 232H226L225 236L223 239H219L212 241V243L202 246L201 248H198V252L196 253L194 256H189L188 254H186V252L190 251V249H194V247H196L198 244L201 242H203L202 240L204 239L203 237L204 232H200V234H194L192 233V229L197 227V225H199V221L198 220H205L206 215L214 212L215 213V218L219 217L222 214V210H220V208H218V201L217 200H223L226 201V199H229L228 197V192L227 191H223L222 189H224V187H226V185H223V183H225V180H221L218 179L216 180L212 185V189L215 190V194L217 196H220L219 199H216V201L214 200L212 203L214 204H209L207 206L208 201L204 200H200L198 201L200 198V194L196 195L195 197H193V199L191 201H189L186 206L181 207L178 212L176 211L177 205H179L180 203H182L183 201V196L185 194H192L193 196L197 193H199L200 191V185L198 183L195 182H191L190 181ZM31 177V178H29ZM28 178V181H27ZM92 178V179H91ZM118 178V177H117ZM36 179V180H35ZM71 179V180H70ZM101 179V180H100ZM160 179V178H159ZM190 181L191 183H189L188 181ZM30 180V181H29ZM34 180V181H33ZM109 180V181H108ZM118 180V179H117ZM186 180V181H185ZM23 181V182H22ZM25 181V182H24ZM71 181V183L69 182ZM74 181V182H73ZM184 181V182H183ZM209 181V180H208ZM207 181V182H208ZM160 182V181H158ZM206 182V183H207ZM220 182V183H219ZM24 183V184H23ZM109 183V185H108ZM164 182H160V186L163 184ZM219 183V184H217ZM27 184V185H26ZM39 184V185H38ZM188 184V185H187ZM205 184V183H204ZM16 185V187H15ZM183 185V186H182ZM211 185V186H212ZM221 185V186H220ZM51 186V187H50ZM67 186V187H66ZM107 186V187H106ZM192 186V187H191ZM34 189H33V188ZM165 185H162V187L160 188H164ZM189 187V188H188ZM195 187V188H194ZM210 186L208 185L207 188H209ZM16 188V189H15ZM62 188V189H61ZM81 186H80V190H81ZM87 188V185H86ZM192 188V190H191ZM199 188V190H198ZM217 188V189H216ZM88 189V188H87ZM92 189V188H91ZM91 189L89 190L88 193L85 192V194H82L81 197L79 196L78 198H82V199H86V201H88L89 199H91V194L89 193H94L95 190L91 191ZM97 189V190H98ZM180 189V190H179ZM187 189V190H186ZM195 189V190H194ZM35 190H37L36 192H34ZM40 192H39V191ZM107 190V191H106ZM184 190V191H183ZM222 190L223 192L221 193ZM6 191V190H5ZM13 191V192H14ZM193 191V192H191ZM199 191V192H197ZM61 192V193H62ZM218 192V193H217ZM179 193V194H178ZM222 195H221V194ZM34 194V195H33ZM182 194V195H181ZM87 196V197H86ZM178 196V197H177ZM182 197V198H181ZM188 198L190 196H187ZM186 197V199H187ZM204 197V196H203ZM89 198V199H88ZM138 198V199H137ZM169 198V199H168ZM197 198V199H195ZM225 200H224V199ZM44 196L42 197V201H37L36 202H32L28 209L23 211L21 214H13L10 209H8L9 205H6L5 209H3V211H0V221H5V224L3 226H0V264H58L57 262L54 263V261H49L47 259H45L42 255H47L48 257L53 256V254L57 255L58 258H61L67 262H69L70 260H73L74 256L72 251L68 248H65L64 246L61 247H56L57 249H54L55 246L53 248H49L47 250L44 249H37V248H20V244L26 243V244H30L32 241L31 240H36L38 238L44 239L48 234L45 232L46 230V226L48 224V222H50L51 218H49L48 220L45 219H41V221L39 220L38 222H36V224H33L34 220L30 219V217H32L33 215H35V213L37 212H42V210L48 209L47 207H49L48 205H54L56 204L57 201H52L50 203H46V200H43ZM46 199V198H45ZM142 199V200H141ZM174 199V200H173ZM181 199V200H180ZM48 200V199H47ZM127 200V201H126ZM153 200V201H151ZM173 200V201H172ZM195 200V201H194ZM197 200V201H196ZM146 201V202H145ZM157 201V202H156ZM165 201V202H164ZM172 201V202H171ZM156 202V203H154ZM194 202V203H193ZM205 202L206 205H203L202 203ZM211 202V200H210ZM37 203V204H36ZM57 203H61L60 205L57 204V206H64V205H69L66 208H71L70 209H66L65 211H61V212H56L55 211V216L61 215L63 213H65V215H72V208H73V204H69L68 201L63 200V201H58ZM151 203V205H150ZM158 203V204H157ZM170 203V205H169ZM192 203V204H191ZM223 203V202H222ZM199 204V205H198ZM159 205V206H158ZM172 205V206H171ZM194 205V206H193ZM203 205V206H202ZM217 205V206H216ZM31 206V207H30ZM154 206V207H153ZM168 206V207H167ZM161 207V209H159ZM213 207V208H212ZM165 208V209H164ZM175 208V210H174ZM187 208V209H186ZM201 208L203 210H201ZM42 209V210H41ZM44 209V210H45ZM125 209V210H124ZM138 209V210H137ZM146 209V211H145ZM171 209V210H169ZM195 209V210H194ZM207 209V210H205ZM9 210V211H7ZM70 210V211H69ZM86 213V211L83 209ZM152 210V211H151ZM159 210V211H158ZM161 210V212H160ZM164 210V211H163ZM169 210V211H167ZM192 210V211H191ZM197 210V212H196ZM6 211V212H5ZM149 213H148V212ZM167 211V212H166ZM207 211H209L207 213ZM25 212V213H24ZM144 212L148 213L147 216V220H141V217H143ZM156 212V214H155ZM163 212V214H162ZM196 212V213H195ZM59 213V214H58ZM83 213V214H84ZM154 213V214H153ZM159 213V214H158ZM177 213V214H175ZM191 213V214H190ZM195 213V214H194ZM8 214V215H7ZM13 214V216H11ZM25 214V215H24ZM80 214V213H79ZM141 216H140V215ZM158 214V215H157ZM170 214V215H169ZM185 214V215H184ZM188 214V216H196L197 214V218L194 217V219H192L191 222H189V225L186 226V232L187 234L191 235L192 237L189 238L187 241H185V243H182L184 245H180V247H177V249L174 250H169V246L168 248L165 246V242L167 240V237L173 235V233L178 234L180 231H183L181 229L178 228H174L173 230H169L167 232H163L160 233L161 236H157V227H159L158 225L160 224V222H163L164 224H168L171 222H177L178 220L186 217ZM212 214V213H211ZM260 214V213H259ZM258 215H256V219L254 220L253 217H251V222L250 226L255 227V225L258 223L257 221H259ZM29 215V216H28ZM64 215V214H63ZM111 215V216H110ZM155 217H154V216ZM163 215V216H162ZM168 215V216H167ZM173 215V216H172ZM201 215V216H200ZM29 218H28V217ZM81 216V214H80ZM114 216V217H113ZM152 216V217H150ZM183 216V217H182ZM233 216V215H232ZM254 216V215H253ZM4 217V218H3ZM19 217V218H18ZM24 217V218H23ZM28 219H27V218ZM75 217H77L75 215ZM138 217V218H137ZM164 217V218H163ZM180 217V218H179ZM3 218V219H2ZM10 218V219H9ZM152 218V219H151ZM155 218V219H154ZM159 218L160 220L158 221ZM167 218V220H166ZM221 219V217H219ZM9 219V220H8ZM25 219V220H23ZM30 219V220H29ZM166 223H165V220ZM196 219L195 222L194 220ZM198 219V220H197ZM233 219V217H232ZM23 220V221H22ZM93 220V221H92ZM141 220V221H140ZM153 220V221H152ZM30 224H28L29 222ZM46 221V222H45ZM71 220H69L70 222ZM81 221V223H80ZM91 223H88V222ZM105 223H104V222ZM170 221V222H169ZM255 221V224H253L252 222ZM9 222V224H8ZM69 222L67 224V226H71L69 224ZM95 222V223H94ZM98 222V223H97ZM133 222V223H132ZM141 222V223H140ZM153 224H152V223ZM19 223V224H18ZM64 223V222H62ZM95 225H94V224ZM116 223V224H115ZM186 223V222H185ZM38 224V225H37ZM81 224V225H80ZM84 224V225H83ZM110 224V225H109ZM197 224V225H196ZM252 224V225H251ZM18 225V226H17ZM25 225V226H23ZM28 225V226H27ZM34 225V226H32ZM86 225V226H85ZM105 225V226H104ZM191 225V227H190ZM231 225V224H229ZM15 226V227H14ZM43 226V227H42ZM45 226V227H44ZM66 225H64L65 228ZM66 226V227H67ZM74 226V227H73ZM86 228H85V227ZM93 226V227H92ZM103 226V227H102ZM148 226V227H147ZM157 226V227H156ZM182 226H184L182 224ZM194 226V227H193ZM211 226V225H210ZM209 226V227H210ZM18 227V228H17ZM28 227V228H27ZM33 229H32V228ZM42 227V228H41ZM83 227V228H81ZM106 227V229H105ZM110 227V228H109ZM23 228V229H22ZM38 228V229H37ZM59 228H63L62 226H60ZM80 228V229H79ZM112 228V229H111ZM171 228L172 225H171ZM7 232V234L4 232ZM9 229V230H8ZM14 229V230H13ZM28 229V230H26ZM45 229V230H43ZM77 229V230H76ZM95 229V230H93ZM111 229V230H109ZM133 231H132V230ZM148 229V231H147ZM224 229V231H225ZM32 230V231H31ZM64 229H60L58 231V233L60 232H64ZM88 230V231H87ZM93 230V231H92ZM106 230V231H105ZM131 230V231H130ZM154 232H153V231ZM191 230V231H190ZM39 231V232H38ZM124 231L125 234H124ZM179 231V232H178ZM188 231H190L191 233H188ZM20 232V233H19ZM41 232V233H40ZM44 232V233H43ZM121 232V234H119ZM123 232V233H122ZM139 232V233H138ZM231 232V233H229ZM5 233V234H4ZM12 233V234H11ZM17 233V234H16ZM33 233V234H31ZM40 233V234H39ZM46 233V234H45ZM113 233V234H115ZM149 233V234H148ZM202 233V234H201ZM228 233V234H227ZM9 234V235H8ZM21 234V235H20ZM28 234V235H27ZM86 234V235H85ZM163 234V235H162ZM25 235V236H24ZM39 235V236H38ZM114 235V236H116ZM136 235L139 236V240H143V242L136 240L135 243V238ZM167 235V236H166ZM201 235V237H200ZM3 236V237H2ZM6 236V238H5ZM23 236V237H22ZM33 236V237H32ZM36 236V237H35ZM42 236V237H41ZM142 236V237H141ZM147 236V237H146ZM203 236V237H202ZM231 236V237H230ZM20 237V238H19ZM25 237V238H24ZM117 237V236H116ZM149 237V238H148ZM155 237L157 239H155ZM195 237V238H194ZM228 237V238H227ZM8 238V240H7ZM15 238V239H14ZM24 238V241H23ZM32 238V239H31ZM142 238V239H141ZM193 238V240H192ZM199 240H198V239ZM10 239V240H9ZM17 239V242H16ZM19 239V240H18ZM21 239V241H20ZM30 239V240H29ZM164 239V241H163ZM225 239V240H224ZM231 239V240H230ZM242 239L246 240V237H242ZM157 240V241H156ZM222 240V242H220ZM9 241V243L7 242ZM15 241V242H14ZM20 241V242H19ZM146 241V243H145ZM198 241V242H197ZM2 242V243H1ZM5 244H4V243ZM7 242V245H6ZM11 242V243H10ZM104 241H95L92 243H85L83 246H85L87 248V250H89V252L94 253L96 251L97 256L100 255L99 257L101 259H110L113 261V264H124V261H122L123 259H120V257L118 255H116L115 260L114 258L112 259L111 257H106L109 256V254H111L112 250L114 251L115 248L111 249V252H106V248L107 246L105 245V243H103ZM132 242V243H131ZM134 242V245H132ZM139 242V244H138ZM159 242V243H158ZM162 242V243H161ZM224 242V243H223ZM98 243V245H97ZM102 243V244H101ZM142 243V244H141ZM145 243V244H143ZM149 243V244H148ZM157 243V244H156ZM195 243V244H194ZM226 243V244H225ZM239 243V242H238ZM3 246H2V245ZM11 244V245H10ZM19 244V245H18ZM104 244V245H103ZM129 244V245H128ZM138 244V245H137ZM151 244V246H150ZM155 244V245H154ZM162 244V245H161ZM193 244V245H192ZM226 246H224V245ZM229 246H228V245ZM252 244V245H251ZM15 245V247L13 246ZM137 245V247H136ZM149 245V246H148ZM163 245L166 247H163ZM191 245V246H190ZM103 246V247H102ZM127 246V247H126ZM135 246V247H134ZM142 246V247H141ZM162 246V247H161ZM233 246V247H232ZM2 247V248H1ZM102 247V248H101ZM141 247V248H140ZM186 247V248H185ZM191 247V248H190ZM237 247V248H236ZM239 247V248H238ZM262 247V248H261ZM30 248V249H29ZM65 248V249H64ZM101 248V249H100ZM129 248V249H128ZM132 248V249H131ZM141 251L142 253L137 254V250ZM160 248V249H158ZM165 248V249H164ZM184 248V249H183ZM223 248V249H222ZM231 250H230V249ZM20 249V251H18ZM25 249V250H24ZM33 249V250H32ZM93 249V250H92ZM131 249V251H130ZM150 249V250H149ZM165 251H164V250ZM167 249V250H166ZM179 249V250H178ZM181 249V250H180ZM188 249V251H187ZM17 252H15V251ZM29 250V252H28ZM60 250V251H58ZM92 250V251H91ZM98 250V251H97ZM152 250V252H151ZM158 250V251H157ZM163 250V252H162ZM201 250V251H200ZM229 250L230 251V255H229ZM44 251V252H43ZM47 251V252H46ZM51 251V252H50ZM65 251V252H64ZM127 251V252H128ZM134 251V252H133ZM155 251V252H154ZM182 251V253H181ZM186 251V252H185ZM246 251V252H245ZM252 251V253L250 252ZM19 252V253H18ZM26 254H24V253ZM39 252V253H38ZM55 252V253H54ZM62 252V253H61ZM132 252V253H131ZM167 252V253H166ZM12 253V254H11ZM29 253V254H28ZM45 253V254H44ZM66 253V254H64ZM149 253V254H148ZM157 253V254H156ZM169 253V254H168ZM172 253V254H170ZM24 254V256H23ZM33 254V255H32ZM168 254V255H166ZM202 256H201V255ZM228 254V255H227ZM252 254V255H251ZM28 255V256H27ZM68 255V256H67ZM70 255V256H69ZM141 255V256H140ZM143 255V256H142ZM172 255V256H169ZM264 255V254H263ZM104 256V258H103ZM134 256H136L134 258ZM140 256V257H139ZM169 256V257H167ZM184 256V257H183ZM188 256V257H186ZM198 256V257H197ZM25 257V258H24ZM31 257V258H30ZM63 257V258H62ZM133 257V258H132ZM142 257V258H141ZM190 257V258H189ZM228 257V258H227ZM15 258V259H13ZM70 258V259H69ZM118 258V259H117ZM145 258V257H144ZM176 260H175V259ZM181 258V259H180ZM187 258V259H186ZM23 259V260H22ZM9 260V261H7ZM37 260V261H36ZM173 260V261H172ZM232 260V262H231ZM254 260V259H253ZM262 260V259H261ZM12 261V262H11ZM42 261V262H40ZM44 261V263H43ZM162 261V262H163ZM210 261V262H209ZM228 261H230V263H228ZM7 262V263H6ZM25 262V263H24ZM208 262V263H207ZM221 262V263H220ZM215 264H226V262L224 263L223 261H218V263Z\"/></svg>","mask_w":264,"mask_h":264}]
</instances>
